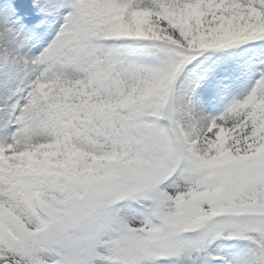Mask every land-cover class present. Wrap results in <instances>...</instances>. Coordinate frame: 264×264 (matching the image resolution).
<instances>
[{"label":"snow or ice","instance_id":"6c2138e0","mask_svg":"<svg viewBox=\"0 0 264 264\" xmlns=\"http://www.w3.org/2000/svg\"><path fill=\"white\" fill-rule=\"evenodd\" d=\"M0 264H264V0H0Z\"/></svg>","mask_w":264,"mask_h":264}]
</instances>
